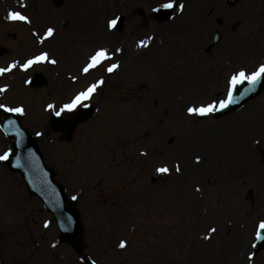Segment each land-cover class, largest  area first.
<instances>
[{
    "label": "rangeland",
    "instance_id": "374dc122",
    "mask_svg": "<svg viewBox=\"0 0 264 264\" xmlns=\"http://www.w3.org/2000/svg\"><path fill=\"white\" fill-rule=\"evenodd\" d=\"M37 1L18 0L11 10L26 15L29 23L8 19L0 0V48L9 51L0 57V68L18 62L0 79V88L7 86L0 92V104L24 107V114H18L23 126L38 139L67 195L76 197L84 225V256L95 264H217L206 255L210 247L215 259L227 255L238 244L240 232L253 235L264 220V92L222 118L216 117L217 111L190 116L186 108L225 99L234 72L251 73L264 63L262 4L258 2L256 10H242L241 0L234 10H220L222 0H178L186 10L193 4L195 15L187 18L180 10L153 11L159 4L137 10L152 0H112L113 19L119 17L123 30H133L127 44L120 40L124 49L129 46L130 56L125 60L117 56L120 67L111 73L106 70L109 61L85 73L98 45H108L89 39L81 19L72 21L70 0ZM217 18L245 20L254 30V40L260 37L263 52L254 48L252 58L229 70L219 65L217 46L213 47ZM46 23L63 35L60 51L54 49L60 42L45 49L49 60L57 63L41 62L25 71L19 64L41 54ZM183 23H193L197 32L191 50L198 58L191 61L182 58L184 47H179ZM141 40L148 46H139ZM216 68L217 79L212 77ZM36 73L48 84L35 91L27 82ZM180 73L185 83L178 81ZM101 79L104 83L86 102L94 107L92 117L70 140L61 141V134L49 126L55 112L47 105L58 110ZM177 82L187 89L185 101L177 102L169 94ZM11 149L12 141L0 131V155ZM165 164L172 170L169 174L156 172ZM250 190L253 203L245 199ZM213 227L215 233L209 231ZM206 235L211 238L204 239ZM59 237L53 216L28 193L21 176L0 161L4 264H88ZM122 240L127 242L123 249ZM251 244L248 254L253 253ZM251 261L264 264V250Z\"/></svg>",
    "mask_w": 264,
    "mask_h": 264
},
{
    "label": "water",
    "instance_id": "95a60500",
    "mask_svg": "<svg viewBox=\"0 0 264 264\" xmlns=\"http://www.w3.org/2000/svg\"><path fill=\"white\" fill-rule=\"evenodd\" d=\"M230 1L235 3L237 0ZM5 52L0 49V55ZM29 83L32 88H41L47 84V81L43 76L35 75ZM245 88H248L249 92L241 97V92ZM263 88L264 80H261L254 90L247 82L240 85L235 93L237 102L221 109L217 117L238 110L245 102L255 98ZM91 114L92 108L86 107L68 119L52 116L50 124L53 131L63 133L62 140H69L76 126L88 120ZM9 121H14V123L9 124ZM0 128L9 139L14 140L12 154L6 164L9 165L12 172L21 174L29 193L41 199L46 209L54 215L61 232V241L72 246L77 253H81L84 250L81 214L74 202L66 196L63 186L55 180V172L46 166L37 140L22 128L15 113L7 112L4 109H0ZM251 194L252 192H249V198H251ZM262 249H264V241L257 242L255 253H259ZM0 264H3L1 258Z\"/></svg>",
    "mask_w": 264,
    "mask_h": 264
},
{
    "label": "bare ground",
    "instance_id": "6f19581e",
    "mask_svg": "<svg viewBox=\"0 0 264 264\" xmlns=\"http://www.w3.org/2000/svg\"><path fill=\"white\" fill-rule=\"evenodd\" d=\"M17 1L18 0H1V7L5 8V10H8V12H10L12 8L14 7V4ZM19 1H27V0H19ZM70 1H71V5L73 6L74 11L70 12L68 15H70V17L72 18V21L81 19L82 22L85 23L84 26L86 27V32L89 34V39L93 40L94 42H99V44H106V46L108 45V47H105V48L108 49L109 52L112 54V60L109 61L110 64L116 63L117 56H121L123 60L127 59L130 56L129 46H127L126 49H124V47H122L120 40H123L127 44V40L130 39V35L133 33V30H129L130 27L123 30V28H121L122 23L120 19L118 22V26L115 29H109L107 27V22L113 19V11H112V3H111L112 0H70ZM163 2H166V0H152L146 4V7H143L141 4H139V6L137 7V10H148L149 7L153 6L154 4H160ZM19 5L23 6L22 2H19ZM192 6L193 4L190 5L188 10H186L187 8L185 5L184 10L182 11L183 13L186 12L185 14L188 16L187 18H191L192 16L195 15V10H192ZM168 10H179V9L175 8V9H168ZM44 12L42 14H44ZM182 12L180 11V13ZM180 13L177 12L176 14L179 15ZM47 19L48 18H46L45 20ZM47 25L48 23L44 24L43 26L44 34L46 30L49 28V25L48 26ZM180 26H181V32H180V38H179V42H180L179 47H181V44L184 47V48L181 47L183 48V51H181L183 55L182 58L186 60L188 59L190 61L192 60L193 56L198 58V55L193 54L191 50V47L193 45L191 40L196 38V33H197L195 32V29H194L195 25H193V23L189 25H187V23L185 24L183 23V25H180ZM50 27L54 29V34L52 37L45 39L44 42L41 43V51H40L41 53L45 52V49L47 48L46 46L47 45L49 46V44H51L54 47L55 44L60 42V44H58L57 47H54V49L60 51L63 48L61 47L62 41H63V35L60 29L55 26H50ZM119 29L121 30L120 34L118 32ZM179 42H176V43H179ZM100 48L102 47L98 45L97 50ZM117 49H120V51H117ZM136 53H137V50L133 51L132 55L134 56ZM197 58H194V59H197ZM213 75L214 76L212 77H215L217 79V68L215 69V73H213ZM178 81L180 83H185L184 82L185 79L183 75H181V73L179 74ZM214 81L216 80L214 79ZM179 82H177L175 87L173 88L170 87L169 89V94L173 93V96L175 98L174 100H177V102L186 100L185 90L187 91L186 87L184 88V85H182L183 86L182 87ZM151 115L153 116V114ZM164 119H165V116L163 115L160 118V122L164 123L165 122ZM252 237L253 235L250 231L244 230L240 232L237 236L238 244L233 246L231 248L232 251H229L227 255H222L219 258L215 259L214 253L211 254L212 247H210L211 249L209 250L210 255H208V253L206 255L210 256L211 261L216 260L217 264H254L252 261H249L247 259L248 249L251 244ZM208 242H210V240Z\"/></svg>",
    "mask_w": 264,
    "mask_h": 264
},
{
    "label": "snow or ice",
    "instance_id": "6c2138e0",
    "mask_svg": "<svg viewBox=\"0 0 264 264\" xmlns=\"http://www.w3.org/2000/svg\"><path fill=\"white\" fill-rule=\"evenodd\" d=\"M26 7V5H23ZM185 5L183 3H179L178 0H166V2L160 3L157 8H154L153 11H160L161 9H175L178 8L181 12L184 10ZM8 19L11 20H18V21H24L29 22V18L26 15H23L19 11H11L8 14ZM119 17L111 19L107 22V27L109 29H115L118 26ZM54 34V29L49 27L45 34L41 37L40 42L43 43L45 39L52 37ZM151 39V38H149ZM139 46L141 47H147L148 42L146 40H141L139 42ZM117 51H120V49H117ZM112 60V54L109 52L106 48H100L95 51L93 55L90 56L89 62L87 65L83 68V72L88 73L90 69L96 68L98 66H101L105 61ZM41 62H50L52 64L57 63L56 60H49V55L47 52H42L40 55H37L31 59H28L23 64H19V67L23 70H28L31 66L41 63ZM18 62H13L11 65H9L6 68H0V76H2L6 72H10L12 69H15L17 67ZM120 67V64L118 63H111L107 67V72L111 73L118 69ZM264 80V63H261L258 68L251 73L246 72L244 69H240L239 71L234 72L230 78L227 81V90H226V98L223 100L220 99H213L206 103H200L198 105L189 106L186 108V112L190 116H208L213 113H215L218 109H224L227 108L229 105L237 102L235 93L238 90V86L243 85L245 82H247L251 89H255V86L261 81ZM104 83V80L101 79L97 83L91 84L86 90L79 92L77 95H75L72 100L69 103L63 104L60 106L57 110V106L54 104H48L47 107L50 110H53L55 112L56 116H61L62 113L65 112H73L77 109V107H87V101H89L93 94L96 92L99 85H102ZM7 90V86L4 88H0V92H4ZM249 92L248 88L243 89L241 92V97H243L245 94ZM0 109H4L7 112L10 113H17V114H24L25 109L23 106H17V107H10L4 104H0ZM14 121H9V124H13ZM37 135H41L40 133H37ZM257 144H259V141H256ZM146 155V153H144ZM11 155L10 151H6L3 155H0V161L8 160ZM196 161H200V157H196ZM180 165L176 164L175 171L179 172ZM172 170L169 169V167L165 164L161 167H158L156 169V172L161 174H169ZM197 191H199V188H197ZM73 199H76V197H73ZM45 227H48V223L46 222ZM212 233H215L217 230L216 228H211L209 230ZM210 236H205L204 239H210ZM264 241V220L259 221L258 225L254 229L253 234V242L251 244L252 248L256 247V242ZM127 246L126 241H120L119 247L125 248ZM52 247H56V244H53ZM255 253H249L247 256V259L251 261L254 258ZM95 264V262H93Z\"/></svg>",
    "mask_w": 264,
    "mask_h": 264
},
{
    "label": "flooded vegetation",
    "instance_id": "af4514ba",
    "mask_svg": "<svg viewBox=\"0 0 264 264\" xmlns=\"http://www.w3.org/2000/svg\"><path fill=\"white\" fill-rule=\"evenodd\" d=\"M258 2L260 0H243L241 9L256 10ZM225 6L228 8H225ZM234 8L229 7L226 0H222L220 10H234ZM260 10H264V8ZM244 21L234 22L229 18H217V63L226 66L228 70L246 57V60H249L250 57L252 58L254 48H257L260 53L263 52L262 42L259 40L260 37L258 36L255 41L253 28ZM215 32L216 30L214 31V36Z\"/></svg>",
    "mask_w": 264,
    "mask_h": 264
}]
</instances>
